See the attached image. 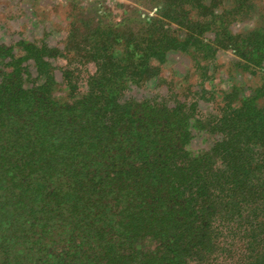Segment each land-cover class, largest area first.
Listing matches in <instances>:
<instances>
[{
    "label": "trees",
    "instance_id": "obj_1",
    "mask_svg": "<svg viewBox=\"0 0 264 264\" xmlns=\"http://www.w3.org/2000/svg\"><path fill=\"white\" fill-rule=\"evenodd\" d=\"M253 1L165 0L120 50L73 54L95 64L85 82L57 81L46 42L0 46V264H264V74L212 110L127 93L175 52L264 70V28L230 29Z\"/></svg>",
    "mask_w": 264,
    "mask_h": 264
},
{
    "label": "rangeland",
    "instance_id": "obj_2",
    "mask_svg": "<svg viewBox=\"0 0 264 264\" xmlns=\"http://www.w3.org/2000/svg\"><path fill=\"white\" fill-rule=\"evenodd\" d=\"M164 2L0 0V46L13 49L15 56L19 57L23 54L20 41L40 45L46 42L60 50L51 60L57 81L62 83L64 67L67 66L79 72L80 80L85 82L89 73L95 70V64L81 62L73 54L84 46L116 47L120 50L125 46L126 36H138L146 31V20L157 16V9ZM174 26L177 28L178 25ZM259 28H264V0L253 1L251 9L230 26L234 33L243 35ZM214 35V32H208L204 41L211 43ZM219 45L211 43L210 48L215 49ZM196 56L199 59L188 53H172L169 60L161 65L156 77L142 87L134 85L127 93L144 97L168 90L177 92L179 96L198 92L202 97V108L212 110L234 87L250 93L260 84L264 74L262 66L247 62L230 49H218L216 58L212 60L202 59V53ZM4 60L1 59V62H6ZM9 69L6 66L5 71ZM191 146L195 150L205 148L208 140L199 135Z\"/></svg>",
    "mask_w": 264,
    "mask_h": 264
}]
</instances>
